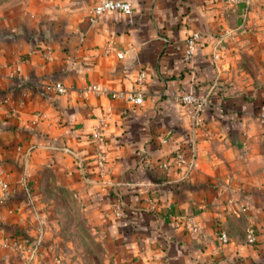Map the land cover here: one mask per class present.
Returning a JSON list of instances; mask_svg holds the SVG:
<instances>
[{"label":"crops","instance_id":"1","mask_svg":"<svg viewBox=\"0 0 264 264\" xmlns=\"http://www.w3.org/2000/svg\"><path fill=\"white\" fill-rule=\"evenodd\" d=\"M100 1L0 0V264H52L44 168L77 200L106 264H264V0L226 10L218 0H119L129 16L90 24ZM191 32L201 39L185 65ZM243 55L254 74L239 69ZM93 84L143 102L85 93ZM179 90L208 96L201 127L173 101ZM173 152L182 161L162 169Z\"/></svg>","mask_w":264,"mask_h":264},{"label":"built area","instance_id":"2","mask_svg":"<svg viewBox=\"0 0 264 264\" xmlns=\"http://www.w3.org/2000/svg\"><path fill=\"white\" fill-rule=\"evenodd\" d=\"M219 6L222 9L233 8L239 4L247 5L248 0H218ZM132 8L131 5L125 1L119 0H101L97 5L93 6L88 11V21L89 23H94L97 18L105 13H117L123 16H129L131 14ZM201 36L198 32H191L185 39L184 49L182 52L181 60L183 64L187 65L190 63L192 56L194 54L195 48L199 43ZM123 53L117 52L116 58L122 59ZM216 56L213 55V58ZM142 74L137 78V83L140 84L142 80ZM50 89L58 94L65 93V88L60 84H55L50 87ZM85 93H89L94 96H108L113 100L119 99L123 102H126L132 106L138 107L142 104L143 98L140 92L130 91V92H121V91H109L98 85H88L84 89ZM174 102H176L185 112L189 120V127L191 130H194L197 127H201L200 120V111L209 103L208 96L195 97L189 92L184 90H179L176 94L172 96ZM259 118L261 121L264 120V106L260 108ZM37 118H44L43 115H36ZM104 123L103 120H98L96 126L93 128V131L90 136L92 144V162L97 174L101 175L104 172L105 167V158L102 151V133L101 129ZM194 142L191 140L190 145L193 146ZM182 161L181 154L179 152H173V156L170 160L165 161L160 164V167L164 170L170 169L172 166L180 163ZM190 166V165H189ZM147 191V190H146ZM0 193L1 201L5 200L7 193V180L6 176L0 172ZM220 241L222 243L227 242V237L225 233L220 234ZM255 241V233L253 229H248L246 231V244L252 245Z\"/></svg>","mask_w":264,"mask_h":264},{"label":"rangeland","instance_id":"3","mask_svg":"<svg viewBox=\"0 0 264 264\" xmlns=\"http://www.w3.org/2000/svg\"><path fill=\"white\" fill-rule=\"evenodd\" d=\"M241 60L239 69L254 74L252 71L255 72V69L250 65L251 57L243 55ZM40 174L39 200L51 211L55 223L51 234L56 238V249L53 257L51 252L46 257V263L106 264L101 241L87 223L77 200L59 184L52 169L44 168Z\"/></svg>","mask_w":264,"mask_h":264}]
</instances>
